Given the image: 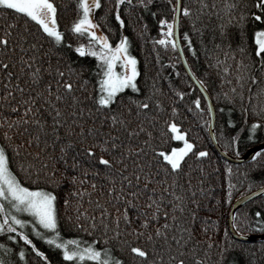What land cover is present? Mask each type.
Here are the masks:
<instances>
[{
    "label": "trees",
    "instance_id": "1",
    "mask_svg": "<svg viewBox=\"0 0 264 264\" xmlns=\"http://www.w3.org/2000/svg\"><path fill=\"white\" fill-rule=\"evenodd\" d=\"M229 2H234L237 7L224 13V0H203V4L207 5L205 9L201 7L202 0H182L183 5L192 9V14L184 16L180 11L178 30L182 52L190 70L210 95L215 116L213 133L218 146L230 155H237V152L241 155L252 145L264 141V91H261L264 89V73L252 63L253 59L259 60L254 57V34L264 28V23L255 21L250 15H245L241 21L243 13L257 11L253 0ZM54 3L57 6V26L63 33L59 44L22 14L0 6V35L6 25L13 22L15 24L10 30L12 36L9 51L5 52L0 47V61H7L10 65L7 71L12 73L9 77L5 70L0 69V147L5 148L9 168L21 183L27 187L52 191L56 195L59 239L75 240L82 247L92 245L108 249L112 255L122 259L124 264H148L152 260L156 264H173L172 258L180 254H183L185 264H217L221 248L228 249L224 255V264H228V261H233V264H264V239L243 241L234 238L227 223V212L233 200L264 185V156H258L255 161L250 158L234 162L222 157L214 148L208 135L210 116L203 97L185 73L176 47L158 43L161 36L159 20H172L173 17V3L170 0H144L143 3L140 0H131V3L122 0L119 7L115 0H100V7L91 11V16L98 25L97 32L107 36L112 47H115L121 35L126 36L128 51L137 58L136 83L140 91L126 88L117 94L116 100L106 111L100 114L94 112L95 119L87 114L78 118L83 120L85 133L88 127H94L97 132L96 137L86 135L83 141L85 147L94 143L97 138L111 143L109 136H118L116 155L120 156L128 150L121 164H116L113 171L108 172L98 161L90 164L87 155H78L83 151L76 135L80 130L79 124L74 126L70 137L66 129L60 127L58 134L61 139L57 141L50 131L53 127L52 116L47 109L41 117L47 121L45 132H38V126L32 123H16L21 119H31V114L26 115L23 111L26 105L17 108V103L26 99L29 94L20 92L16 88L18 83L21 88L31 85L32 88L41 90L43 84L51 80L55 98V70L58 68L65 74V79L73 81V95H77L81 101L75 106L76 109L84 107L86 113L87 108L92 107V102L85 99V96H94L99 91L97 85L103 74V61L88 54L89 37L86 34H76L71 30L78 16V0H54ZM117 13L123 21L122 25L115 18ZM221 26L225 33L223 39L220 34ZM185 33L188 34V40L184 38ZM20 34L28 36L23 44V51L19 46ZM32 43L37 45L38 50L30 48ZM79 44L85 45L83 56L75 51ZM32 55L37 57L33 67L41 69L44 78L39 88L31 84V78L27 75L31 69L26 65ZM21 58L24 60L23 64ZM239 60L249 65L248 72L236 67ZM115 66L116 70L121 71L118 63ZM49 67L51 76L47 71ZM225 67L229 69L228 72L223 71ZM251 74L257 76L255 83L248 78ZM238 75L243 77L239 81ZM17 76H20L19 81ZM84 81H87L86 88H81ZM9 82L12 87L5 88V84ZM5 91L11 95L5 97ZM179 92L184 95H177ZM31 94L34 95V92ZM129 97L147 103L148 108L139 110L140 114L137 115V105L130 103ZM197 97L200 99L199 108L193 103ZM71 103L70 97L59 102L58 106L64 113L61 119H65L72 110L69 107ZM173 108L177 110L175 113L171 111ZM113 115L117 120L115 124L108 119ZM102 119L105 121L103 124ZM120 120L124 121L123 125L119 123ZM229 121L232 123L229 124ZM254 121L260 123L252 133L253 139L249 140L248 129ZM169 122L180 125L179 130L185 132L186 138L195 145L193 152L206 150L208 153L205 157L188 153L182 161L181 170L175 174L163 171L166 162L161 161L158 165L159 157L154 152V149L169 151L182 145V142L171 138L170 129L166 127ZM137 127H142L144 131L129 137L127 132ZM25 128L27 131H24ZM101 132L104 133L103 136L100 135ZM149 132L151 137L148 136ZM33 134L39 135V143L34 138L31 144L27 143ZM232 137L236 138L235 142ZM69 138L74 141V147L64 159H60L59 148ZM46 140L49 141L47 148ZM145 140L149 143L145 144ZM40 149H43L42 159L33 155ZM136 149L139 151H135ZM262 150L264 147L256 151ZM97 151L99 153V149ZM73 157L81 161L76 169L72 168ZM44 160H47L46 172L40 167ZM21 162H34L36 169L26 172L21 169ZM115 169H120L119 174ZM73 176L76 177L75 182L69 179ZM109 176L114 177V180L108 179ZM121 176L127 177V180H122ZM53 180L59 182H51ZM173 180L176 182L175 187ZM145 184L147 188L142 187ZM109 187L114 189L112 193L108 192ZM117 192L122 199L116 198ZM130 192H138V195L130 197L127 195ZM149 197L155 201L151 203V207L148 206ZM177 197L181 199L177 200ZM129 199L134 206L125 204ZM177 204L184 208L183 212L175 207ZM4 205L7 210L6 203ZM126 208L130 221H119L118 231L121 235L116 237V218ZM140 209H143V215ZM105 210L106 214L102 216L101 213ZM12 211V214L28 223L24 228L14 225L15 232L7 229L0 232V261L3 264H97L87 258L83 261L76 258L66 260L62 249L43 238L51 234L50 230L37 227V231L41 233L37 235L32 230L33 218L28 213ZM165 212L169 214L167 218L164 216ZM257 212L261 213L260 218H264V193L239 206L234 211L232 223L237 224L244 235L264 234V231L252 230L249 226L260 219L256 216ZM152 213H156L155 219H151ZM144 219H150L147 227H141ZM165 223L171 227L165 229ZM104 224L108 225L107 229ZM156 228L161 229L159 237L155 236ZM20 231L29 237L32 244L19 238ZM138 232L143 235L137 236ZM165 233L168 237L167 244L163 242ZM149 234L153 235V241H148ZM13 236L17 238L11 239ZM105 236L108 237L107 243L104 241ZM173 237H180V242L177 243ZM93 241L96 243L92 244ZM33 246L43 252L46 259L33 251ZM129 246H147L148 260H134L128 253ZM67 247L71 250L75 245L68 244ZM21 250L24 252L23 257L20 256Z\"/></svg>",
    "mask_w": 264,
    "mask_h": 264
},
{
    "label": "snow or ice",
    "instance_id": "2",
    "mask_svg": "<svg viewBox=\"0 0 264 264\" xmlns=\"http://www.w3.org/2000/svg\"><path fill=\"white\" fill-rule=\"evenodd\" d=\"M128 3H131V0H127ZM144 0H140V3H143ZM151 2V0H149ZM173 3V17L172 20H167L165 18H161L159 20L160 25V39L158 43L161 45H170L172 48L176 47V40L174 38V26L176 23V13L177 11H182L184 16H191L192 9L187 5L182 4V0H170ZM116 6L119 7L122 3V0H115ZM253 5L257 11H250L248 13H243L241 15V21L244 20L245 15H250L255 21L264 23V0H253ZM0 6H3L5 9L15 10L16 13L22 14L25 18L34 22L42 33L47 34L52 41L59 44L63 39V33L58 29L57 26V6L54 3V0H0ZM100 7V0H78L77 10L78 16L77 19L73 22L71 26V30L80 35H87L89 37L87 51L91 56H95L98 61H103L101 67L103 68V74L100 78V82L97 87L99 91L94 95H87L85 99H90L92 102V107L87 108V113L85 112L84 107H80L78 110L76 109V105L81 103L79 97L77 95H73L74 84L71 79H65V74L61 72L58 68L55 70L56 72V93L55 98H53V89H52V81L43 84V88L41 90H36V88H32L31 85L28 88H21L19 83L16 85V88L20 92H29L27 98L17 103V108L21 105H26L23 107L24 113L31 114L30 120L21 119L16 121V123L22 124H35L38 126V132H45L47 121L46 119H42L41 117L44 115V110H48V114L52 116V125L50 131L55 136L56 140L59 141L61 139L59 133V128L64 127L66 129L67 135L70 137L72 132L74 131V126L79 124L80 130L76 135L79 137L81 144L80 148L83 149L82 152L78 153V155H87L89 158V163H93L98 161V163L103 166L108 172L113 171L114 166L116 164H121L125 156L127 155V151L125 150L120 156L116 155V149L119 145L116 141L119 139L118 136H109L108 141L95 139V142L85 147L83 141L87 136L96 137L97 132L94 127H88L87 133H85V128L83 126V120H79V117L95 116L93 113L100 114L102 111H106L108 107L116 100L117 94L122 93L124 89L131 88L133 91L139 92L140 89L137 87L136 78L138 75L137 71V58L131 55L128 51V38L124 35H121L120 40L115 44L113 48L109 43V39L102 32L97 33L96 28L98 25L94 22V19L91 16V11L93 9ZM202 9L207 8V5L203 4V0L201 3ZM215 7V5H212ZM237 7V4L234 2H229V0H224L222 11L224 13H228L234 10ZM210 14V13H209ZM116 20L123 24L119 13L116 14ZM15 26L14 22L12 24L6 25V29L3 34L0 35V47L4 49L5 52L9 51L8 45L11 42L12 32L10 31ZM24 32H27V27L24 28ZM220 34L222 39L224 38V28L221 26ZM255 47H254V57L259 58L257 61L253 59L252 63L260 69L262 73H264V28L257 30L255 32ZM185 40H188V34H184ZM19 46L23 51V44L28 40V36L24 34H20L19 37ZM190 43V41H189ZM32 49H37V45L32 43L29 45ZM98 46V47H97ZM219 46V45H217ZM16 47V45H13ZM75 51L80 55H84L86 48L84 44H79ZM243 52V49H240ZM10 59V58H9ZM37 61L36 55H32L29 58V62L27 63V67L31 69V71L27 74L31 78V84L35 85L37 88L41 85L43 81V74L41 69L34 68L33 64ZM21 63H24L23 58H21ZM119 63L121 65V71L115 70V65ZM9 63L7 61H0V69L5 70V74L9 77L12 76L11 72L7 71L9 67ZM14 66V65H11ZM236 67L241 69L243 72L249 71V65L242 60L236 62ZM49 75L51 76V69H47ZM224 72H228L229 69L227 67L223 68ZM243 77L238 75L237 80H241ZM253 83L256 82L257 76L255 74H251L248 77ZM17 81L20 80V76L16 77ZM203 83V82H202ZM87 81H84L80 85L81 88H86ZM12 87L11 83H6L5 88ZM61 90H63V94H61ZM261 91H264L262 89ZM34 92V95L31 94ZM5 97L11 95L10 92L5 91ZM179 96H183V92L177 93ZM66 97H70L71 105L69 107L72 109L65 119H61V116L64 115L61 108L58 106L59 102L65 101ZM130 103L137 105V115L140 114L139 110H144L148 108L147 103H142L140 100H132L129 97ZM193 103L197 108L200 107V99L197 97ZM13 111H16V108H13ZM173 113L177 110L175 108L171 109ZM39 113V115H38ZM71 118V119H68ZM109 120L113 124L117 123L116 116L113 115L108 117ZM67 121V122H66ZM105 121L102 119L101 124ZM120 124H124L123 120L119 121ZM232 121H229L231 124ZM259 121H254L248 129L249 136L248 139H253L252 133L257 129L259 125ZM166 127L170 129L171 138L176 141L182 142L181 147H173L171 151H163V150H155L159 159L157 160V164L159 165L161 161L166 162L163 171L165 173L171 171L172 173H177L182 168V161L185 160L188 153L193 152L194 143L186 138V134L183 131H180V125L175 122H169L166 124ZM24 131H27L25 128ZM144 129L142 127L134 128L127 132L129 137L134 135H139L140 132H143ZM101 136L104 135L103 132L100 133ZM148 136L151 137V132L148 133ZM35 139L37 143H39V135L33 134L32 137L29 138L27 143L31 144L32 139ZM233 142L236 141L235 137H232ZM49 141H45V148H47ZM145 144L149 143V141L145 140ZM74 147V141L72 139H67L64 143L61 144L59 148L60 159H64L68 152ZM99 149V153L98 150ZM43 149L35 152L33 155L37 158H41V152ZM135 151H139L136 149ZM111 153V155H109ZM18 154V153H17ZM193 154L196 157H205L207 156L206 150L194 151ZM239 155V152H237ZM258 156H264V150L262 151H254L251 155V159L253 161L256 160ZM42 159V158H41ZM50 159V157H49ZM65 163L67 161L65 160ZM81 161L73 157L72 168L76 169L80 166ZM126 167V165H122ZM40 167L42 169L47 170V160H44L41 163ZM21 169L24 171H28L29 169H36V164L33 163H25L21 162ZM117 174H119L120 169H115ZM49 176H53L52 173H46ZM87 173L85 172V175ZM97 174H99V170L97 169ZM147 176L148 174L145 173ZM39 178V177H38ZM70 180L75 182L76 177H69ZM108 179L114 180V177L109 176ZM122 180H127V177L121 176ZM58 183L59 181H51ZM131 183V181H129ZM137 183H139V175H137ZM175 180L172 181L173 187H175ZM142 187L147 188L148 186L145 184ZM114 191L113 188L109 187L108 192L112 193ZM123 191V189H121ZM155 191V190H153ZM128 196H137L138 192H130L127 194ZM175 195V193H173ZM116 198L122 199L120 193H116ZM57 197L52 191H46L43 188L39 187H27L17 178L16 175L9 168V160L5 154V148L0 147V200L7 201L10 205L11 209L16 210V212L28 213L33 218V231L36 232L37 235L41 233L37 231V227H42L43 229L50 230V235H45L43 238L50 243L51 245L62 249L63 256L66 260H73L74 258L83 261L85 258L91 261L97 262V264H124L122 259L117 258L112 255L108 249H101L93 247L89 245L87 247H82L77 241H61L59 239L60 233L57 228V210H56V201ZM163 199V196H161ZM180 197H177V200H180ZM151 207V203H155L152 201V198L149 197ZM67 203V201H65ZM195 203V201H193ZM126 205H133V201L131 199L125 201ZM175 207H179L180 211L183 212L184 208L180 207L179 204L175 205ZM157 212H159V208H157ZM141 215H143V209H140ZM105 212H102L101 215H105ZM168 212L164 213L165 218L168 217ZM195 216V213H192ZM0 216H3V222L0 223V232L5 229L15 232L16 226H20V228H24V226L28 223V221L19 219L16 215L12 214V212L7 211L5 209L4 203L0 202ZM256 216L258 218L261 217V213L257 212ZM156 218V213H152L151 219ZM123 219L126 223L130 221L129 212L127 208L123 213H121L120 217L116 218V228L115 236L119 237L121 233L118 231L119 221ZM175 219V217H173ZM10 221V222H9ZM150 223V219H144L141 227H147ZM79 227V225H77ZM95 227V224L92 225ZM252 230L264 231V218H260L257 220V223L249 225ZM171 227V225L165 223L164 228L167 229ZM104 228L107 229L108 225L104 224ZM233 228L237 231V235H244L243 232L240 231L239 226L237 224H233ZM184 231V229H181ZM143 235L142 232H138L137 236ZM161 235V229H155V236L159 237ZM17 237L13 236L11 239L15 240ZM19 238L25 241L27 244H32V241L29 237L23 232H19ZM177 240V243L180 242V237H173ZM148 241H153V235L149 234L147 237ZM191 239V236H189ZM105 243L108 241V237H104ZM163 242L165 244L168 243V237L165 233L163 238ZM96 242L93 241L92 244ZM68 244L75 245L71 250L67 247ZM231 245H229V248ZM264 247V245H262ZM228 249L221 248L220 249V259L217 261V264H224V255ZM33 251H37L40 257H44V253L40 252L38 249L33 246ZM163 251V249H161ZM128 253L135 260L136 258H142L143 261L148 260L149 251L147 246H129ZM20 256H24L23 250L20 252ZM46 259V257H44ZM173 264H185V260L183 259V254H180L178 257H173ZM0 264H3V261H0ZM148 264H156L155 260L148 261ZM228 264H233V261H228Z\"/></svg>",
    "mask_w": 264,
    "mask_h": 264
},
{
    "label": "water",
    "instance_id": "3",
    "mask_svg": "<svg viewBox=\"0 0 264 264\" xmlns=\"http://www.w3.org/2000/svg\"><path fill=\"white\" fill-rule=\"evenodd\" d=\"M179 15H180V11H177L176 23L174 26V38L176 40V50L179 54L180 63H182V66H183V69L185 70V73H187L192 84H194L196 86L199 94H201V96L203 97V99L205 101V104L208 107V112H209V116H210L209 123H208V135L211 139V142H212L214 148H216L217 152L219 154H221L222 157L226 158L229 161L242 162V161L249 160L254 151L264 147V141L262 143H257V144L252 145V147L248 148L241 155H238V156L232 155V154L230 155L226 151H224L221 147L218 146V143H217L216 138L214 137V133H213V128H214L213 124H214L215 116H214V109H213V105L211 103L210 95L208 94V92L205 89V87L203 86V84H201L200 81L197 79V77L191 72L189 64L186 61L185 54H184V52H182L181 42L179 41V30H178ZM261 193H264V185L256 187V188H254V190L249 191V192L245 193L244 195L239 196L233 200V203L231 204V206L229 207L228 212H227L228 213L227 223H228L229 231L233 235L234 238L236 237V238L241 239L243 241H246V240L247 241H253L256 239H264L263 233L245 234L242 236L237 235V231L233 228V223H232L234 211L239 206H242L245 202L253 199L255 196H257Z\"/></svg>",
    "mask_w": 264,
    "mask_h": 264
},
{
    "label": "rangeland",
    "instance_id": "4",
    "mask_svg": "<svg viewBox=\"0 0 264 264\" xmlns=\"http://www.w3.org/2000/svg\"><path fill=\"white\" fill-rule=\"evenodd\" d=\"M92 13V12H91ZM97 31V30H96ZM98 33V32H97ZM114 48V47H113ZM119 64V63H118ZM120 65V64H119ZM121 66V65H120ZM120 69H121V67H120ZM115 70H116V66H115ZM116 71H118V70H116ZM119 72V71H118ZM182 144V143H181ZM182 146V145H181ZM181 146H178V147H181ZM169 151H171V149L169 150ZM0 202H2V203H6V205H7V211H10V212H14V211H12V210H14V209H11L10 208V205L8 204V202L7 201H2V200H0ZM3 222V216H0V223H2ZM6 231V230H5ZM23 241V240H22Z\"/></svg>",
    "mask_w": 264,
    "mask_h": 264
}]
</instances>
